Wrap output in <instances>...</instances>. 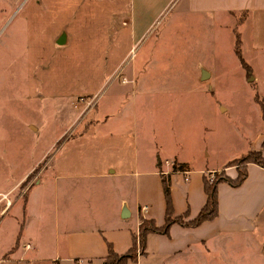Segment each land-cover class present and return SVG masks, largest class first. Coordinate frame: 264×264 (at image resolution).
<instances>
[{
  "label": "rangeland",
  "instance_id": "374dc122",
  "mask_svg": "<svg viewBox=\"0 0 264 264\" xmlns=\"http://www.w3.org/2000/svg\"><path fill=\"white\" fill-rule=\"evenodd\" d=\"M134 3L0 0V211L9 207L0 215V225L6 218L0 232L21 215L49 158H71L81 169L88 163L76 172L101 175L97 213L109 220L121 194L157 202L163 188L158 166L162 172L177 160L195 169L226 164L210 170L208 179L236 178L239 161L232 162L262 137L264 65L251 40L264 20L248 25V58L255 66L244 65L245 82L234 76L241 67L227 55L228 15L213 20L192 11L188 0H161L154 14L143 16ZM239 29L233 27L238 49ZM63 31L67 38L59 44ZM210 55L219 56L209 59L216 73L202 81L199 63ZM220 102L229 113L214 114ZM260 181L264 167L253 171L241 198L255 197ZM78 182L87 186L86 195L80 187L75 192L82 218L86 203L92 205V181ZM258 218L254 234L215 238L218 256L204 254L201 264H264V196Z\"/></svg>",
  "mask_w": 264,
  "mask_h": 264
},
{
  "label": "crops",
  "instance_id": "0c3cea01",
  "mask_svg": "<svg viewBox=\"0 0 264 264\" xmlns=\"http://www.w3.org/2000/svg\"><path fill=\"white\" fill-rule=\"evenodd\" d=\"M160 1L134 0V5L145 16L150 12L154 14ZM188 2L192 11L200 10L201 15L206 14L213 20L229 16L228 20L223 21L232 29L227 55L233 58L230 63L241 67L234 76L248 82V71L244 65L255 66V60L248 58V25L256 24L258 19L264 20V0H188ZM238 26L242 41L240 49L236 45L233 31V27L236 29ZM147 31L148 29L142 35ZM251 41L255 52L262 50L261 63L264 65V29L254 31ZM218 58L219 56L210 55L206 62L199 63V66L202 65L200 69L202 81L214 78L216 72L212 69L213 65L209 63V59L218 60ZM255 78L258 79L257 75ZM213 107L215 115L229 113V107L221 102ZM261 136L252 145L251 151L262 150L264 153L262 147L264 133L261 132ZM69 160L71 158H49L41 170V179L30 189L21 215L15 217L16 221H9L13 227L7 224L0 232V242L8 240L4 246L0 243V264H91L89 260L103 258L108 254L109 242L113 243L119 253L127 252L133 245L134 233H139L142 218H154L159 225L165 223L166 199L163 188L154 204L142 202L138 196L121 194L116 200L115 207L112 206L111 219L102 217L97 213V196L94 192L96 181L101 175L95 169L92 170V174L76 172L80 167L73 166L74 161L69 162ZM40 162H36L32 167ZM83 164V169H80H87L88 163ZM176 164L179 168L177 171H173V166L168 165L160 172L158 166L157 176L162 183L161 173L171 172L175 213L180 215L190 210L193 218L198 215L207 201L204 188L205 176L210 174V170L211 172L222 170L226 164L221 167L199 169L191 168L190 163L185 161L178 163L177 160ZM262 168L258 164L251 163L250 167L248 166L249 177L238 188L227 182L219 185L220 216L218 218L197 227H184L176 223L172 226L170 235H149L150 253L140 256L137 262L130 261L128 264H188L187 262L194 257L199 258L196 264H201L204 254L212 253L218 256L213 241L215 238H221L224 232L239 231L254 234L258 228L260 218L258 214L261 213L262 216L264 181H260L257 185L255 197L242 199L241 193L250 182L253 171ZM47 171L51 172L49 176H45ZM115 172L114 168L109 170L110 174ZM231 176L235 177V175ZM80 179L92 181V205L86 203L88 215L82 218L76 215V210L79 209L76 207V201L79 198L75 192L80 187L78 186ZM80 188V193L81 190H86V195L87 186ZM227 196L230 199H227ZM85 199L87 200V196ZM125 204L129 212L126 218L123 216ZM7 209H9L7 205L2 207L0 215H5ZM20 217L22 219H19ZM5 219L1 225L6 221ZM9 232H11L8 234L10 238H7L5 234Z\"/></svg>",
  "mask_w": 264,
  "mask_h": 264
},
{
  "label": "trees",
  "instance_id": "16d2710c",
  "mask_svg": "<svg viewBox=\"0 0 264 264\" xmlns=\"http://www.w3.org/2000/svg\"><path fill=\"white\" fill-rule=\"evenodd\" d=\"M246 67L247 64H245ZM260 100V99H259ZM263 107L264 118V101L261 102ZM262 146H264V141ZM239 163H236L238 162ZM238 169V176L232 177H218L212 181L208 179V175L204 178V188L207 194V201L197 216L191 218L190 210L185 213L176 215L171 188V172L167 174L162 173V186L166 199V220L163 225H159L154 218H142L140 223L139 233H134L133 245L125 253H119L113 243H108V254L103 258L89 260L90 263L97 261L96 264H128L130 261L137 262L142 255L149 254L148 238L149 235L166 234L170 235L171 228L178 223L184 227H197L207 221H212L220 216V199H219V185L222 182H227L234 187L241 186L248 177V166L251 163L258 164L264 167V153L260 151H250L242 158L235 160ZM173 171L179 170L177 164L174 163ZM214 173V172H211ZM79 261V260H76Z\"/></svg>",
  "mask_w": 264,
  "mask_h": 264
},
{
  "label": "water",
  "instance_id": "95a60500",
  "mask_svg": "<svg viewBox=\"0 0 264 264\" xmlns=\"http://www.w3.org/2000/svg\"><path fill=\"white\" fill-rule=\"evenodd\" d=\"M66 38H67L66 31H63L62 36H61L60 39L58 40V43H59V44H64V41L66 40ZM123 210H124V214H123L124 218L128 217L129 212H128L127 204L124 205V209H123Z\"/></svg>",
  "mask_w": 264,
  "mask_h": 264
},
{
  "label": "built area",
  "instance_id": "2783aa9c",
  "mask_svg": "<svg viewBox=\"0 0 264 264\" xmlns=\"http://www.w3.org/2000/svg\"><path fill=\"white\" fill-rule=\"evenodd\" d=\"M10 203H11V201H10ZM78 264H81V263H78Z\"/></svg>",
  "mask_w": 264,
  "mask_h": 264
}]
</instances>
